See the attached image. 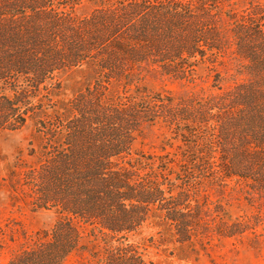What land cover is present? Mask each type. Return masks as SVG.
Returning <instances> with one entry per match:
<instances>
[{
    "label": "trees",
    "instance_id": "obj_1",
    "mask_svg": "<svg viewBox=\"0 0 264 264\" xmlns=\"http://www.w3.org/2000/svg\"><path fill=\"white\" fill-rule=\"evenodd\" d=\"M77 1L0 0V129L36 121L38 161L25 180L32 203L59 214L8 264H65L81 248L83 225L103 242L88 250V264H146L126 241L155 213L189 238L181 199L130 158L158 121L188 144L186 175L220 173L264 199V3L228 13L221 27L219 0H110L82 17ZM226 57L245 78L204 100L112 91L138 82L145 67L187 79L199 63ZM70 70L88 71L92 82L59 99L60 74Z\"/></svg>",
    "mask_w": 264,
    "mask_h": 264
},
{
    "label": "rangeland",
    "instance_id": "obj_2",
    "mask_svg": "<svg viewBox=\"0 0 264 264\" xmlns=\"http://www.w3.org/2000/svg\"><path fill=\"white\" fill-rule=\"evenodd\" d=\"M108 2L78 0L72 10L77 16H87ZM258 2L264 0H219L215 5L220 26L226 27L230 21L228 13L239 15ZM241 69L238 60L228 57L218 64L199 63L194 75L187 79L145 67L138 82L112 86V91H147L204 100L241 82L245 78ZM60 78L63 90L59 99L71 98L92 82L86 70L66 71ZM43 99L49 102L48 97ZM35 128L36 121L30 118L16 130L0 129V264H8L15 255L34 247L41 234L51 230L59 218L54 208H37L32 203V186L25 180L26 170L38 161L40 141L35 137ZM175 131L163 121L148 126L135 140L130 158L140 157L142 173L165 182L170 186L164 187L167 196L171 193L181 199L192 220L191 235L183 240L174 231L175 226L167 225L161 214L155 213L137 232L128 235L126 242L141 251L146 264H264V199L252 197L247 192L250 187L220 173L186 175V169L192 166L190 149ZM90 229L81 227V248L72 252L65 264H88V250L102 247L100 235L95 236Z\"/></svg>",
    "mask_w": 264,
    "mask_h": 264
}]
</instances>
